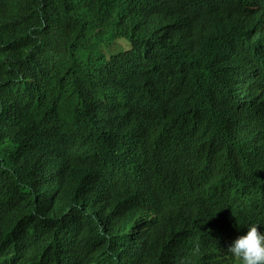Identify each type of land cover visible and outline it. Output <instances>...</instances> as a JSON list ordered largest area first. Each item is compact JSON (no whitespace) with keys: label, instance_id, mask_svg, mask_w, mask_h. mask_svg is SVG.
Wrapping results in <instances>:
<instances>
[{"label":"trees","instance_id":"trees-1","mask_svg":"<svg viewBox=\"0 0 264 264\" xmlns=\"http://www.w3.org/2000/svg\"><path fill=\"white\" fill-rule=\"evenodd\" d=\"M224 210L264 231V0H0V264H237Z\"/></svg>","mask_w":264,"mask_h":264},{"label":"clouds","instance_id":"clouds-1","mask_svg":"<svg viewBox=\"0 0 264 264\" xmlns=\"http://www.w3.org/2000/svg\"><path fill=\"white\" fill-rule=\"evenodd\" d=\"M207 227L227 231V249L237 264H264V231L253 219L224 210L210 216Z\"/></svg>","mask_w":264,"mask_h":264},{"label":"rangeland","instance_id":"rangeland-1","mask_svg":"<svg viewBox=\"0 0 264 264\" xmlns=\"http://www.w3.org/2000/svg\"><path fill=\"white\" fill-rule=\"evenodd\" d=\"M121 47H122V44H121L120 42H117V43H116V46L113 47V49L117 50V49H119V48H121Z\"/></svg>","mask_w":264,"mask_h":264}]
</instances>
